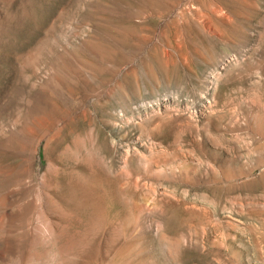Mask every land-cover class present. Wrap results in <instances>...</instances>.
Returning a JSON list of instances; mask_svg holds the SVG:
<instances>
[{
	"label": "rangeland",
	"instance_id": "1",
	"mask_svg": "<svg viewBox=\"0 0 264 264\" xmlns=\"http://www.w3.org/2000/svg\"><path fill=\"white\" fill-rule=\"evenodd\" d=\"M0 264H264V0H0Z\"/></svg>",
	"mask_w": 264,
	"mask_h": 264
},
{
	"label": "bare ground",
	"instance_id": "2",
	"mask_svg": "<svg viewBox=\"0 0 264 264\" xmlns=\"http://www.w3.org/2000/svg\"><path fill=\"white\" fill-rule=\"evenodd\" d=\"M62 171V170H61ZM97 179V178H96ZM88 181V180H87ZM81 183V182H80ZM66 185V184H65ZM77 185V184H76ZM73 186V185H72ZM71 187V186H70ZM93 187V186H92ZM75 188V187H74ZM94 189V188H93ZM75 190V189H74ZM85 192V191H84ZM73 193V192H72ZM96 194V193H95ZM93 195V192H91V191H89V192H87L86 193V195L87 196H91L90 198L94 201V205H97V204H95V202H97V200H98V198H99V196L96 194V195ZM126 196V195H125ZM92 201V202H93ZM99 204V203H98ZM94 205H92L93 207H94ZM98 207V206H97ZM98 208H100V207H98ZM102 208V207H101ZM95 209H96V207H95ZM101 212V211H100ZM41 230V229H40ZM42 234L43 235H48V234H50V232H52V226H51V224H50V222H45L44 223V225H43V227H42ZM75 242V241H74ZM34 256V255H33ZM35 257V256H34Z\"/></svg>",
	"mask_w": 264,
	"mask_h": 264
}]
</instances>
